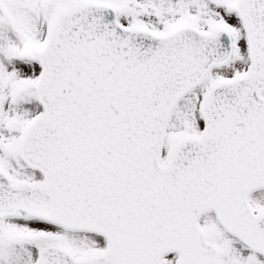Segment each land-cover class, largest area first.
I'll list each match as a JSON object with an SVG mask.
<instances>
[{
	"label": "snow or ice",
	"instance_id": "obj_1",
	"mask_svg": "<svg viewBox=\"0 0 264 264\" xmlns=\"http://www.w3.org/2000/svg\"><path fill=\"white\" fill-rule=\"evenodd\" d=\"M0 264H264V0H0Z\"/></svg>",
	"mask_w": 264,
	"mask_h": 264
}]
</instances>
